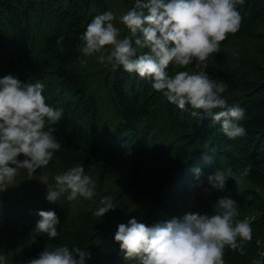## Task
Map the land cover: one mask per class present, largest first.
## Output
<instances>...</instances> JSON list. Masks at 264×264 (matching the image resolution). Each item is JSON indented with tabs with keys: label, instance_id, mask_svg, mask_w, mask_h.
Here are the masks:
<instances>
[{
	"label": "trees",
	"instance_id": "obj_1",
	"mask_svg": "<svg viewBox=\"0 0 264 264\" xmlns=\"http://www.w3.org/2000/svg\"><path fill=\"white\" fill-rule=\"evenodd\" d=\"M121 2L123 13L135 6V0ZM108 7L106 0H0V76L42 81L46 102L64 109L55 125L62 146L33 173L57 175L82 163L96 181V195L79 202L0 187V253L9 264H28L48 244H68L90 252L86 264H135L114 239L121 222L135 216L152 225L187 212L211 214L220 196H233L237 219L250 220L253 237L243 252L226 247V264H264V0L238 3L240 29L228 33L206 63L186 66L226 82L228 104L246 109L240 121L246 134L235 138L202 109L169 102L151 80L122 66H98L83 54L81 33ZM128 34L123 24L121 36ZM178 70L184 68L169 66L170 74ZM217 169L228 175L226 185L206 191ZM108 194L117 208L94 215ZM41 209L59 215L58 237L33 231Z\"/></svg>",
	"mask_w": 264,
	"mask_h": 264
},
{
	"label": "clouds",
	"instance_id": "obj_2",
	"mask_svg": "<svg viewBox=\"0 0 264 264\" xmlns=\"http://www.w3.org/2000/svg\"><path fill=\"white\" fill-rule=\"evenodd\" d=\"M242 2L135 0V6L119 17L128 35L121 36L114 23L116 13L106 10L96 14L81 33V50L85 56L107 53L98 59L151 80L152 87L180 109L189 105L202 109V115L219 122L229 138L242 136L247 131L240 123L246 109L228 104L224 95L228 84L205 71L186 69L194 61L206 63L228 33L240 29L243 17L237 5ZM170 65L184 70L170 74ZM44 89L40 80L25 81L13 73L0 76V184L13 180L19 168H27L31 174L47 166L62 146L55 125L64 109L47 103ZM194 172L199 180L202 169L196 167ZM247 174L248 169H243L241 175ZM207 179L210 187L206 191L223 190L228 175L217 169ZM55 181V187L48 185L49 201H58L65 193L69 200L96 195V181L86 174L82 163L57 174ZM114 201L113 195H103L93 214L104 216L117 208ZM214 209L211 214L187 212L152 225L133 216L118 225L114 239L135 264H226L225 248L243 252L242 245L252 239L253 228L248 218L237 219L238 204L233 196H220ZM38 215L33 231L47 234L49 239L58 237L61 221L57 212L41 209ZM88 256L90 252L78 245L48 244L28 264H86ZM0 264H9L4 253H0Z\"/></svg>",
	"mask_w": 264,
	"mask_h": 264
},
{
	"label": "rangeland",
	"instance_id": "obj_3",
	"mask_svg": "<svg viewBox=\"0 0 264 264\" xmlns=\"http://www.w3.org/2000/svg\"><path fill=\"white\" fill-rule=\"evenodd\" d=\"M108 2L109 10H112L116 13V19L114 23L122 30L123 23L120 21L119 17L123 14V6L121 0H106ZM109 47L110 46H106ZM107 53H96L94 56V60L98 63V66H105L106 62H101L98 57L99 55ZM54 174L47 173H31L29 176L26 175L23 170L19 169L17 175L13 180L7 181L4 184H0V187L4 188V190L8 193L12 192L14 189L16 191H21L22 189L30 188L35 193H42L46 195L49 191L48 185L51 187L56 186ZM70 191V190H69ZM67 197V193L63 194L60 199H65ZM82 196L78 195L75 198V201H81Z\"/></svg>",
	"mask_w": 264,
	"mask_h": 264
}]
</instances>
